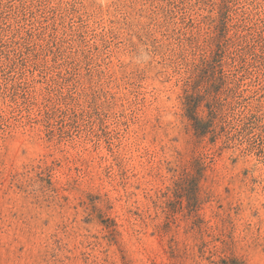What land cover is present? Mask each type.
<instances>
[{"label":"rangeland","instance_id":"obj_1","mask_svg":"<svg viewBox=\"0 0 264 264\" xmlns=\"http://www.w3.org/2000/svg\"><path fill=\"white\" fill-rule=\"evenodd\" d=\"M0 264H264V0H0Z\"/></svg>","mask_w":264,"mask_h":264},{"label":"trees","instance_id":"obj_2","mask_svg":"<svg viewBox=\"0 0 264 264\" xmlns=\"http://www.w3.org/2000/svg\"><path fill=\"white\" fill-rule=\"evenodd\" d=\"M221 42L218 43L217 50L216 52L212 53L209 58H204L202 62L199 65L200 70H213L217 68V66L222 68V59L225 56L226 51L230 48H234L236 50V47L238 46V43H236L233 39L226 38L225 36H222ZM217 59V60H216ZM217 62V63H215ZM216 64V65H215ZM216 66V67H215ZM190 98L191 96L188 97L187 99V108L189 110V113L191 116L189 119L192 122V126L198 137H202L205 134V130L202 129V125H200V121L195 117V111L194 107H191L190 105Z\"/></svg>","mask_w":264,"mask_h":264}]
</instances>
